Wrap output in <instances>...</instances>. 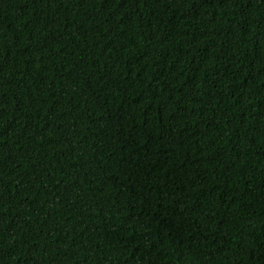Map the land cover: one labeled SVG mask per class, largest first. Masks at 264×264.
Segmentation results:
<instances>
[{
	"label": "trees",
	"instance_id": "1",
	"mask_svg": "<svg viewBox=\"0 0 264 264\" xmlns=\"http://www.w3.org/2000/svg\"><path fill=\"white\" fill-rule=\"evenodd\" d=\"M0 264H264V0H0Z\"/></svg>",
	"mask_w": 264,
	"mask_h": 264
}]
</instances>
